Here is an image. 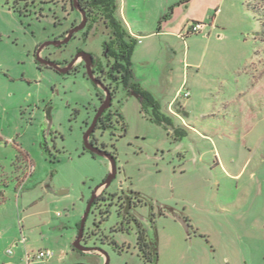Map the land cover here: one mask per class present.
Returning a JSON list of instances; mask_svg holds the SVG:
<instances>
[{"label": "rangeland", "instance_id": "rangeland-1", "mask_svg": "<svg viewBox=\"0 0 264 264\" xmlns=\"http://www.w3.org/2000/svg\"><path fill=\"white\" fill-rule=\"evenodd\" d=\"M44 1L38 18L0 0V264H102L104 255L70 250L87 201L110 169L107 158L82 147L99 89L80 71L36 67L34 46L80 19L68 0ZM114 2L126 33L141 34L131 53L140 89L152 91L163 111L178 90L171 115L187 135L179 158L168 131L143 117L133 100L124 107L125 132H94L98 145L115 152L116 173L106 199L86 217V246L104 252L108 264H148L134 246V225L115 229L122 219L111 194L130 190L148 203L137 214H156V264H264L250 262L234 229L243 218L236 207L247 227L260 222L255 210L264 215V0ZM194 23L198 32L190 31ZM109 36L100 22L87 36L47 50L59 49L62 61L79 47L99 60ZM44 133L50 147L56 144L52 154L43 149ZM159 204L187 214L191 228L159 215ZM43 249L53 256L36 259Z\"/></svg>", "mask_w": 264, "mask_h": 264}, {"label": "flooded vegetation", "instance_id": "flooded-vegetation-1", "mask_svg": "<svg viewBox=\"0 0 264 264\" xmlns=\"http://www.w3.org/2000/svg\"><path fill=\"white\" fill-rule=\"evenodd\" d=\"M63 2L66 0H62ZM70 2L71 9L75 11L73 7V0H68ZM93 0H79V4L81 8L85 11L86 21L85 26L75 32L71 38L75 37L77 34L82 33V35L87 36L89 30L96 25L97 23H102L104 27L110 29V36L109 40L103 43L102 52L100 59L97 58L91 53L86 50H82L81 48L77 47L75 53L70 55L69 58H65L62 61L56 60V56L59 55V49L61 46H58V50H47V46L40 50L39 54L37 52L38 47L42 43H38L33 48V60L36 67L39 70L43 68L52 69L54 72L64 75L70 73H77L80 71L82 76L89 80L92 85L99 89L98 93L96 94L98 100V107L94 110V115L90 122L86 123V129L84 133L89 129L92 124V121L97 114L98 110L101 106L104 105V109L101 111L100 115L97 117L93 129L89 133L88 136V143L97 148L99 151L103 153V155L96 154L84 146V141H82V147L84 152H88L94 156H101L105 157L109 161V172L106 178L103 180L101 184H99L94 191L92 192V196L87 201H91L89 211L93 205H95L99 200H105V188L110 184L111 180L114 178L116 173V165H115V152H108L105 150V146L98 145L97 140L94 136V132L98 129L106 130L110 129L111 131L119 128L121 131L125 132L128 128V123L125 119L124 115V107L130 101L133 100L138 108H140V112L143 114V117L146 115V118L149 119L151 122H154L158 125H161L168 131V135L173 139L174 143H177L178 151L177 155L183 157V153L179 150L182 148V140L185 135H187V128L184 126L177 125L171 115V111L163 109L157 104L153 99H150L146 95L142 93L140 87L132 81L131 79V71H129V67L126 66L124 60H122V44L119 39L113 34L114 29L110 24L109 19L105 18L106 14L104 9L99 6H94L92 4ZM6 4H9L10 8L17 9L20 12H24L25 14L34 12L38 18H40L42 14L43 4H47L44 0H5ZM102 9V10H101ZM102 16L100 17V13ZM79 13V12H78ZM80 15V13H79ZM103 17V19H101ZM117 22L119 19L115 16ZM81 19V15H80ZM80 19L77 22L71 23L68 29L76 26ZM100 21V22H98ZM55 26L58 24L55 22ZM67 29V30H68ZM66 30V31H67ZM64 34H60L56 36L52 40L60 39L63 37ZM124 41H127V37L124 36ZM64 45V44H63ZM52 46V45H51ZM57 47V48H58ZM78 54L76 61L72 64V68L64 73L59 72L53 66H49L44 62H40L37 58L44 59L47 62H55L60 67L68 66L71 60L74 58L75 55ZM108 91H106V89ZM108 92V93H107ZM46 119L51 124V116H50V109H46L45 111ZM52 131H49L51 134ZM84 135V134H83ZM53 139V137L51 138ZM52 147L48 145L46 133H44V140L42 143L43 149L45 152L52 154V150H56V144L53 140ZM186 152V151H184ZM113 175L110 182H107V177L109 175ZM111 199L115 200L116 210L118 216L122 219L121 224L116 226V230H123V223L127 222L129 225L133 224L135 229V248L138 251V254L142 257L144 262L148 264H156L159 256L158 250V237H157V230L155 227V218L156 214L152 211L149 214L148 219H144L139 214H137V209L139 207L147 206V201L140 195V193L133 192L130 190L122 191L121 193H113L111 194ZM87 205V204H86ZM160 210L158 211L159 215H170L177 221H179L187 230L191 228L190 225V217L185 213H179L175 211L171 207L163 206L159 204ZM89 213V212H88ZM102 213V212H101ZM79 227V226H78ZM87 243V235L85 236L84 230L81 239V244L86 246ZM115 246H119L116 242L114 243ZM87 247V246H86ZM76 249L72 250L75 251ZM80 253L79 250H76ZM92 255H104V261L106 258V254L101 251L93 250L91 253ZM103 261V262H104ZM109 262V260H108Z\"/></svg>", "mask_w": 264, "mask_h": 264}, {"label": "water", "instance_id": "water-1", "mask_svg": "<svg viewBox=\"0 0 264 264\" xmlns=\"http://www.w3.org/2000/svg\"><path fill=\"white\" fill-rule=\"evenodd\" d=\"M73 7L81 15L80 22L76 26L68 29L65 32V34L63 35L62 38L56 39V40H46V41H44L37 49L38 54H39L40 50H42L43 48H45V47H47L49 45L58 47V46H61L63 44H66L71 39L72 35L75 32H78L79 30H81L85 26V21H86L85 11L81 8V6L79 4V0H73ZM77 57H78V54L75 55L74 58L71 60V62L68 64V66H65V67H60L55 62H47L44 59H41L39 57L37 59L40 62H44L45 64H47L49 66H53L59 72L64 73V72H66V71H68V70H70L72 68V64L76 61ZM106 91H108V90L106 89ZM103 109H104V105L100 107V109L98 110L97 114L95 115V117H94V119L92 121L91 126L89 127V129L83 135L84 146L87 149H89L90 151H92V152H94L96 154H99V155H103V153L101 151H99L97 148L92 147L88 143V136H89V133L91 132V130L93 129V126H94V123H95L97 117L100 115V113H101V111ZM112 177H113L112 174L109 175L107 177V182H110ZM90 204H91V201H89L87 203L85 211H84V213H83V215L81 217V220H80V223H79V227H78V231H77V235H76V237H75V239H74V241L72 242V245H71V249H70L71 251L74 250V249L79 250V251L84 252V253H91L93 250L100 251L99 249H96L94 247H86L83 244H81V239H82L83 230H84V224H85V220H86V217L88 215V212H89ZM108 260L109 259H108L107 255H106L105 261L102 264H108ZM74 264H84V263H74Z\"/></svg>", "mask_w": 264, "mask_h": 264}, {"label": "crops", "instance_id": "crops-1", "mask_svg": "<svg viewBox=\"0 0 264 264\" xmlns=\"http://www.w3.org/2000/svg\"><path fill=\"white\" fill-rule=\"evenodd\" d=\"M216 24H217V22L215 21L214 25H216ZM167 32L173 33L174 31H167ZM130 36L133 37L135 40L139 41V37H141V34H139V32L133 33V34L130 33ZM130 71H131L132 81L135 82L140 87V80H139V78H137L135 76V74L133 72V68L131 65H130ZM141 90L150 94V96L152 97V91L149 92L145 88H141ZM177 91L175 93L173 92V95L167 104V109H169L171 111V114H174V115H175V112L172 111V109H170V105L172 104L173 99L175 98ZM185 98H187V97H185ZM188 129L193 130L191 128V126H188ZM238 174H239V172L237 174H235L234 176H237ZM248 195H250V194H248ZM258 195L260 196L261 194L260 193H254L255 198ZM237 200H239V199H237ZM243 202H245L244 198H243ZM236 208H237V215L243 216L241 224H240V222H238V224L236 226H234V229L236 231L235 235H236L237 239L240 241L241 244L246 242V245L249 248L248 256L250 257V262H256L259 258H261L264 261V215H262L261 213H257V212H261V211L255 210L253 215L257 216L258 219L260 220V222L255 223V224L251 223L250 225L248 224L249 226L247 227V225L244 224L245 211L241 210L240 207H236ZM245 216H246V214H245Z\"/></svg>", "mask_w": 264, "mask_h": 264}, {"label": "trees", "instance_id": "trees-1", "mask_svg": "<svg viewBox=\"0 0 264 264\" xmlns=\"http://www.w3.org/2000/svg\"><path fill=\"white\" fill-rule=\"evenodd\" d=\"M185 1H188V0H184V2ZM92 4L94 6H99L104 9L106 17L109 19L110 24L112 25V28L114 29L113 34L117 37V39L120 40L122 44V60H124L126 66L130 68L132 48L136 40L126 33V31L124 30L120 22L116 21L114 17V12H115L114 0H93ZM124 36L128 38L127 41L123 40ZM128 72H130V69ZM142 93L146 95L147 97H149L150 99H153L150 96V94L144 91H142ZM77 226H79V224Z\"/></svg>", "mask_w": 264, "mask_h": 264}, {"label": "built area", "instance_id": "built-area-1", "mask_svg": "<svg viewBox=\"0 0 264 264\" xmlns=\"http://www.w3.org/2000/svg\"><path fill=\"white\" fill-rule=\"evenodd\" d=\"M200 27H201V25H200V23H194L192 26H191V32H198L199 31V29H200ZM189 96V91H184L183 92V97H188ZM11 252V250L9 249L8 250V253H10ZM53 256V253H52V251L51 250H49V249H43V250H40V251H38L35 255H34V257L36 258V259H50L51 257ZM25 260L27 261V262H29V256L26 254L25 255Z\"/></svg>", "mask_w": 264, "mask_h": 264}]
</instances>
